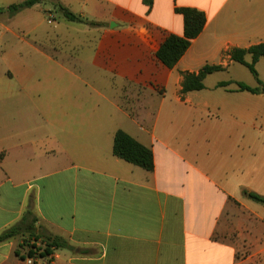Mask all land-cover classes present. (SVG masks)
<instances>
[{"label": "crops", "instance_id": "1", "mask_svg": "<svg viewBox=\"0 0 264 264\" xmlns=\"http://www.w3.org/2000/svg\"><path fill=\"white\" fill-rule=\"evenodd\" d=\"M54 1L99 25L61 24L40 0L0 15V234L36 220L0 264H264V208L243 193L264 196V96L217 87L256 86L230 54L264 45V0ZM175 8L206 23L168 68ZM205 66L220 71L183 92ZM255 70L264 84V57ZM117 131L151 150L152 172L113 155ZM41 234L71 250L27 257Z\"/></svg>", "mask_w": 264, "mask_h": 264}, {"label": "trees", "instance_id": "2", "mask_svg": "<svg viewBox=\"0 0 264 264\" xmlns=\"http://www.w3.org/2000/svg\"><path fill=\"white\" fill-rule=\"evenodd\" d=\"M39 3V0H24L18 4H12L5 9L0 8V15L6 13L8 17H13L24 9L31 8ZM58 13L61 17L72 23H78L88 25L91 27L98 26L99 24L90 22L82 17L73 14L64 6L57 4ZM174 12L181 15L183 19V34L181 37L170 35L161 46L157 53L158 60L168 68H172L177 64L180 58L189 48L191 42L196 39L204 29L206 23V17L203 12H200L193 8H175ZM246 54L251 56V62L247 63L244 60ZM231 60L243 67H245L249 73L255 78L256 86L249 87L244 83H232L223 82L217 85L218 88H225L230 84H234L237 87V91H244L251 94H259L264 96V84L258 79L257 72L255 70V64L260 57H264V45L251 47L248 50H233L230 54ZM220 71V67L205 66L198 74H184L183 77V92L202 90L204 88L203 79L212 73ZM113 155L131 165H134L146 172L153 171V154L150 149L143 147L137 143L134 139L129 137L122 131H117L113 139L112 147ZM0 155V159H1ZM247 195L248 199L260 204L264 208V196L252 192H243ZM29 215V214H28ZM27 218L22 219L18 224L0 234V243H3L11 238L17 236H23L26 233H32V228L36 222L32 218L27 222ZM43 245L42 248L35 249L33 246L26 254L31 258L35 256L47 257L52 255L55 250H71V247L62 238L52 235H40L38 238ZM33 250H35L33 252Z\"/></svg>", "mask_w": 264, "mask_h": 264}, {"label": "rangeland", "instance_id": "3", "mask_svg": "<svg viewBox=\"0 0 264 264\" xmlns=\"http://www.w3.org/2000/svg\"><path fill=\"white\" fill-rule=\"evenodd\" d=\"M41 1V3L43 4V7L46 9V8H48V7H53L54 8V10L53 11H55V13L53 12V11H50V12H53V18L55 19L57 16H58V18H60L61 16H60V14L58 13V10H57V8H56V6H57V3L54 1V0H40ZM50 12H48V13H50ZM55 14H57V16L55 15ZM56 16V17H55ZM48 18H49V16H47ZM61 24H67V25H69V26H72L74 29L76 28V29H78L77 27H79V28H82L83 27V24H77V23H70V22H63V23H61ZM46 26V25H45ZM48 27H52V25H48ZM53 28V27H52ZM75 36V38L77 39V40H79V42H81L82 41V39H83V36L82 35H79V34H75L74 35ZM80 56L82 57V54L80 53ZM245 71V70H244ZM246 72V71H245ZM245 74H247L246 75V77H247V81L249 82V83H251V84H255L256 85V82H255V78L250 74V73H248V72H246ZM246 77H244V78H246ZM96 101H99L100 103H101V100H98V99H96ZM102 105H103V103H101ZM251 202H253V201H251ZM253 204H255L256 206H258V207H261L262 208V206L260 205V204H257V203H255V202H253ZM27 234H25V236H26ZM26 241H27V239H25Z\"/></svg>", "mask_w": 264, "mask_h": 264}, {"label": "built area", "instance_id": "4", "mask_svg": "<svg viewBox=\"0 0 264 264\" xmlns=\"http://www.w3.org/2000/svg\"><path fill=\"white\" fill-rule=\"evenodd\" d=\"M35 250H33V252H34ZM37 253V252H36ZM36 253H35V255H36ZM51 256V255H50ZM50 256H47V257H50ZM31 262V260L29 259L28 260V263H30Z\"/></svg>", "mask_w": 264, "mask_h": 264}]
</instances>
